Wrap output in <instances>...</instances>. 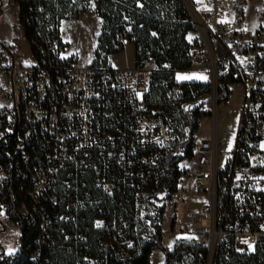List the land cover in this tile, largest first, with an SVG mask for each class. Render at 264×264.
<instances>
[{
    "label": "built area",
    "instance_id": "2783aa9c",
    "mask_svg": "<svg viewBox=\"0 0 264 264\" xmlns=\"http://www.w3.org/2000/svg\"><path fill=\"white\" fill-rule=\"evenodd\" d=\"M188 11L213 65L214 120L210 132L195 138L187 166L179 164L173 190L160 181V162L177 143L169 116L145 102L151 69L77 66L59 56L55 63L17 65L12 41L0 40V141L7 146L15 138L13 151L5 152L3 160L0 152V231L15 227L18 242L13 253L0 254V264L15 262L23 224L32 213L39 216L36 244L46 232L50 218L41 212L43 201L55 203L50 190L62 171L64 183L74 191L88 171L103 196L133 192V214L140 218L159 200L157 206L164 207L161 241L169 209L171 230L187 233L186 238L204 247L205 264H243L239 256L258 249L264 239V20L257 27L246 26L234 0H202L201 8ZM57 45L56 38L48 42L50 50ZM219 77L231 82L223 104H229L233 86L239 87L237 127L228 145L217 133ZM165 93L176 99L180 88L175 83ZM20 190L26 199L17 197ZM179 203L185 205L184 218L175 222ZM70 206L76 211L78 199ZM94 221L104 226L102 218ZM119 221L126 227L131 219ZM125 243L122 256L134 247L131 239ZM38 259L36 248L30 260Z\"/></svg>",
    "mask_w": 264,
    "mask_h": 264
},
{
    "label": "trees",
    "instance_id": "16d2710c",
    "mask_svg": "<svg viewBox=\"0 0 264 264\" xmlns=\"http://www.w3.org/2000/svg\"><path fill=\"white\" fill-rule=\"evenodd\" d=\"M13 1L17 3L18 14L17 23L12 25V30L17 31V25L22 29L36 64L59 62L58 54L48 48V42L56 38L57 47H61V20L78 17L91 5L100 18L90 62L92 65L108 64V56L122 51L126 41L133 45L135 66L141 67L153 62L145 102L148 107L161 108L169 116L177 146L164 153L160 162L164 175L160 181L169 190L175 189L181 170L178 163L192 156L199 120L211 113L202 104L192 108L184 106L194 97L207 94L208 84L199 81H175L176 72L187 69L192 62V43L188 41L186 34L193 29V25L184 1ZM245 3L246 0H234L237 14L242 15ZM3 11L4 2L0 0V16ZM261 14L264 20V3ZM63 62H73V57L63 59ZM175 83L180 88V94L176 99H170L166 96V88ZM230 85L228 78L219 77L218 103L228 98ZM10 140L7 146L0 141L1 160L6 157L5 152L11 153L14 149L15 138ZM64 178L62 171L50 190L56 197L55 203L43 201L41 212L50 218L46 232L41 233L36 244L35 241L40 235L39 216L32 213L30 222L23 224V238L13 264H150L152 250L161 247L159 232L163 205L154 208V215L146 214L140 218L133 214V192L122 196H103L94 187L93 175L88 171L75 184L77 191H74L73 185L67 186ZM20 182L25 185V180ZM17 197L26 199L22 190L18 191ZM74 199H78L80 203L76 211L70 206ZM70 212H74L76 218H67ZM123 216L131 219L129 226L120 224L119 220ZM96 218H102L104 226L94 225ZM127 239L133 240L134 247L126 256H122L120 249ZM36 248L39 249V259L32 262L30 257ZM206 256L204 247L185 237L178 239L173 249L165 253L163 264H205ZM238 259L243 264H264V239L254 253L240 255Z\"/></svg>",
    "mask_w": 264,
    "mask_h": 264
},
{
    "label": "rangeland",
    "instance_id": "374dc122",
    "mask_svg": "<svg viewBox=\"0 0 264 264\" xmlns=\"http://www.w3.org/2000/svg\"><path fill=\"white\" fill-rule=\"evenodd\" d=\"M186 8L189 10L191 6L199 9L202 6V0H183ZM4 11L0 16V40H7L3 38H12L17 43L18 57L17 64L30 65L34 64L35 60L31 54L29 45L24 37L22 29L17 25V31L12 30V25L17 23L18 6L13 0H3ZM264 0H246L243 13L241 15L242 23L248 27H257L262 23V8ZM100 18L92 9V5L84 10L78 17H70L61 20L59 25V40L63 44L61 47L55 49V54L59 56L68 55L76 56L77 61L87 60L96 43V37L99 31ZM191 65L184 70L177 71L175 74V81L180 83L182 81H199L208 84L209 92L194 97L192 101L185 104V108H192L196 105L202 104L204 108L211 110L212 107V91L215 87V80H213V68L207 55L208 47L203 41L197 30L193 27ZM71 55V56H70ZM203 55V56H200ZM59 56L60 58H63ZM200 56V57H199ZM202 57V58H201ZM66 59V58H63ZM134 60L133 47L131 44H126L124 49L115 53L108 58L109 64L112 66H132ZM90 63V62H89ZM233 91L230 96L229 104L220 102L216 110V124L220 139H224V143L228 145L232 139V135L236 125V116L239 108V87L233 86ZM214 115H204L199 120V126L195 133L197 136L203 135L212 130ZM177 154V153H175ZM184 168L187 166V161L182 160L178 165ZM260 186L264 189V177ZM160 195V194H159ZM203 199V196L196 195L195 199ZM154 207L160 204L159 200H153ZM148 207V212L154 215L155 209ZM167 209L166 221L164 225L165 237L161 242V247H156L152 250L150 255V264H163L165 253L171 251L175 242L180 238H185L188 234L184 232H177L171 230L170 213ZM185 205L179 203L176 205L175 222L184 218ZM17 230L13 226H8L5 230L0 231V254H10L15 251L17 247Z\"/></svg>",
    "mask_w": 264,
    "mask_h": 264
},
{
    "label": "crops",
    "instance_id": "0c3cea01",
    "mask_svg": "<svg viewBox=\"0 0 264 264\" xmlns=\"http://www.w3.org/2000/svg\"><path fill=\"white\" fill-rule=\"evenodd\" d=\"M60 36V35H59ZM193 36H194V34H193V31L192 30H190V31H188L187 32V34H186V38L188 39V41H190L192 38H193ZM1 39V38H0ZM3 39H8V40H11L12 41V44H13V51H12V56H13V59H14V62L16 63V61H17V57H18V54H17V52H18V48H17V43H16V41L14 40V39H12V38H3ZM131 44L132 45V43H130V42H128V41H126L125 42V45L126 44ZM96 44V43H95ZM132 47H133V45H132ZM94 50V49H93ZM115 53H112V54H110L109 56H108V58L109 57H111V56H113ZM59 56H61L60 55V52H59ZM71 56V55H70ZM61 57H63V58H68L69 56L68 55H66V56H61ZM73 57V63L75 64V65H77V66H84V65H87V64H89V62H91V60H92V57H93V52L91 53V55H90V57L87 59V60H82V61H77L76 60V56H72ZM17 64V63H16ZM133 65H134V60H133V63H132ZM17 65H21V64H17ZM147 68H149V69H152L153 68V62L152 61H150V62H148L146 65H145ZM114 67H123V66H114ZM237 120H238V113H237V116H236V125H235V129H234V132H233V135H232V139H233V136H234V134H235V131H236V127H237ZM217 133H218V130H217ZM218 136H219V134H218ZM219 138H220V136H219ZM231 139V140H232ZM223 141H224V139H222ZM231 142V141H230Z\"/></svg>",
    "mask_w": 264,
    "mask_h": 264
},
{
    "label": "snow or ice",
    "instance_id": "6c2138e0",
    "mask_svg": "<svg viewBox=\"0 0 264 264\" xmlns=\"http://www.w3.org/2000/svg\"><path fill=\"white\" fill-rule=\"evenodd\" d=\"M262 146H264V145H262Z\"/></svg>",
    "mask_w": 264,
    "mask_h": 264
}]
</instances>
